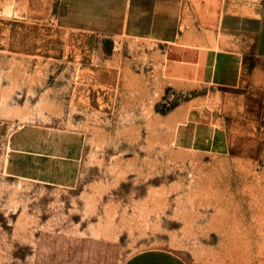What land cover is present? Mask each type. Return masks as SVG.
Masks as SVG:
<instances>
[{"label": "rangeland", "instance_id": "obj_1", "mask_svg": "<svg viewBox=\"0 0 264 264\" xmlns=\"http://www.w3.org/2000/svg\"><path fill=\"white\" fill-rule=\"evenodd\" d=\"M68 1L0 0V264H264L250 56L212 8Z\"/></svg>", "mask_w": 264, "mask_h": 264}, {"label": "crops", "instance_id": "obj_2", "mask_svg": "<svg viewBox=\"0 0 264 264\" xmlns=\"http://www.w3.org/2000/svg\"><path fill=\"white\" fill-rule=\"evenodd\" d=\"M188 3L192 8L196 7V13L203 14L204 8L213 9V13L217 15L215 30L221 51L219 57L228 56L236 62L250 56L252 83L264 94V0H86L74 2L73 5L69 0L67 4L84 6L91 12L123 15L125 6L131 8L132 12L135 9V14H139L144 12L145 8L150 12L151 9L161 6L186 9ZM198 8L201 10L198 11ZM220 60L225 62L224 59ZM229 69L237 73L240 66L232 65ZM123 264H186V262L171 251L148 249L132 255Z\"/></svg>", "mask_w": 264, "mask_h": 264}]
</instances>
